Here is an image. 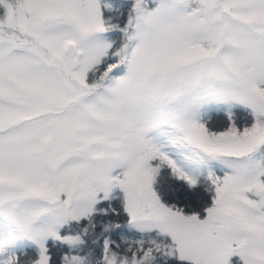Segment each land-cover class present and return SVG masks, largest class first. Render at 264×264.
Wrapping results in <instances>:
<instances>
[{
	"label": "snow or ice",
	"instance_id": "6c2138e0",
	"mask_svg": "<svg viewBox=\"0 0 264 264\" xmlns=\"http://www.w3.org/2000/svg\"><path fill=\"white\" fill-rule=\"evenodd\" d=\"M0 264H264V0H0Z\"/></svg>",
	"mask_w": 264,
	"mask_h": 264
},
{
	"label": "rangeland",
	"instance_id": "374dc122",
	"mask_svg": "<svg viewBox=\"0 0 264 264\" xmlns=\"http://www.w3.org/2000/svg\"><path fill=\"white\" fill-rule=\"evenodd\" d=\"M218 119H221V120H222V119H223V117H222V116H221V117H218Z\"/></svg>",
	"mask_w": 264,
	"mask_h": 264
},
{
	"label": "trees",
	"instance_id": "16d2710c",
	"mask_svg": "<svg viewBox=\"0 0 264 264\" xmlns=\"http://www.w3.org/2000/svg\"><path fill=\"white\" fill-rule=\"evenodd\" d=\"M218 118V117H217Z\"/></svg>",
	"mask_w": 264,
	"mask_h": 264
}]
</instances>
